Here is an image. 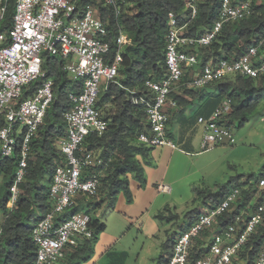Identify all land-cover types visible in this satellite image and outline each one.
Masks as SVG:
<instances>
[{"label":"built area","instance_id":"built-area-1","mask_svg":"<svg viewBox=\"0 0 264 264\" xmlns=\"http://www.w3.org/2000/svg\"><path fill=\"white\" fill-rule=\"evenodd\" d=\"M78 1L15 0L11 28L0 31V161L18 153L9 186V211L17 203L19 183L24 179L30 155V142L55 99L53 81L43 69V55L63 59L62 69L70 80L81 83L79 91L66 93L71 103L63 113L66 134L55 141L63 161L55 166L51 175V206L32 228L31 238L35 245L32 264H55L64 257L67 248L92 236L90 215L72 209L77 205V198L97 193L101 169L110 161L101 151L84 149L83 142L88 135L100 136L107 128V121L96 103L102 91L117 83L123 50L130 38L119 26L111 39L107 21L98 16L100 2L118 15L119 0H88L83 6ZM8 3L9 0H0V21L5 17ZM184 4L189 11L188 19L192 20L197 14V0H184ZM250 13V0H221L218 18L200 36L188 35L185 30L188 21L182 22L173 11L168 13L163 78L146 79L143 92L129 90L132 103L144 107L149 125L148 132L138 135L139 143L147 147H175L167 136L169 114L166 107L176 106L171 93L180 84L185 71L198 65L192 49L209 45L225 23L245 18ZM112 41L116 48L110 56ZM262 42L249 47L238 59L207 62L191 74L186 84L199 89L229 75L257 78L264 73V60L257 54ZM27 91L30 94L23 97ZM230 110L231 99L225 97L209 116L198 117L202 125V152L220 144L235 143L231 126L225 121ZM257 186L264 188V178ZM160 189L167 187L163 185ZM240 194L239 188L232 189L217 206L202 208L193 224L179 229L166 264H232L261 222L264 194L258 195L259 201L253 210L246 205L225 228H214L208 238H203L202 234L212 229L224 212L237 207ZM196 238L205 241L203 257L191 261L190 249ZM255 264H264V249Z\"/></svg>","mask_w":264,"mask_h":264},{"label":"trees","instance_id":"trees-1","mask_svg":"<svg viewBox=\"0 0 264 264\" xmlns=\"http://www.w3.org/2000/svg\"><path fill=\"white\" fill-rule=\"evenodd\" d=\"M250 1L251 13L247 17L225 23L209 45L192 49L198 59V65L195 69L186 70L181 82L189 80L193 72L199 71V67L209 61L238 59L249 47L257 45L260 41L263 42L257 54L259 56L263 53L264 0ZM86 2L88 0H79L78 4L83 6ZM220 2L221 0H197V14L192 20L188 19L189 11L184 0H119L118 15L111 7L103 6L102 2L98 4V16L101 20L107 21L110 38L113 39L118 27L121 26L128 34L130 43L123 50L117 83L111 84L106 91H102L96 103L100 110L103 104L110 105L103 115L107 121V128L102 135L90 134L83 142L84 149L101 150L106 158H110V161L101 169L97 193L92 197L77 198V205L72 209L77 211L79 205L85 206L84 212L90 215V227L93 234L89 238L80 239L76 246L67 248L64 257L55 264H78L92 253L97 234L104 229V223L96 217V213L105 200H112L120 192L127 197L128 201L132 199L128 174L142 176L143 170L135 159V155L144 153L146 147L137 141V137L141 132H148L149 125L144 107L132 103L129 90L136 89L143 92L146 79L163 78L168 13L173 11L182 22L188 21L185 29L188 35L200 36L218 18ZM14 9L15 0H9L5 17L0 21V31H8L11 28ZM115 48L116 45L112 41L110 56ZM62 65L63 59L49 54L43 55V69L47 77L53 81L55 99L50 103L42 124L30 142V155L24 179L19 183L20 192L16 206L10 211L7 208L9 186L17 165L18 153L15 152L12 157L0 161V173L6 178V190L0 197V211L4 218V221L0 222V264H32L35 259V245L31 238L32 228L51 206L49 199L51 175L55 166L63 161L55 141L66 134L63 113L71 105L66 93L68 90L79 91L81 87L80 81L70 80L62 69ZM33 86L34 84L30 86V89ZM206 86L216 88L218 96H222L221 101L225 97L231 99V110L225 116L227 125H243L262 99L264 73L257 78L238 74L229 75ZM182 88L191 95V98L195 97L193 91L195 88L185 86ZM29 92H24L23 97L30 94ZM170 96L179 106L185 107L190 103L175 91ZM261 178H264V174L257 178L256 184ZM234 188H239L241 193L237 200V207L219 216L214 227L202 234L203 238H208L214 228H225L240 210H245L246 205L253 210L255 203L259 201L255 196L258 189L254 183H250L249 179L242 183L235 182V185L230 188L221 187L217 192L200 187L193 189L195 194L193 202L201 201L202 204L211 208L217 206ZM261 193L264 194V188ZM253 197H256V200L252 204ZM200 212L201 210L197 207L184 216L189 218V224H193ZM170 217L179 219L176 214H171ZM175 236L176 233L173 234V242ZM204 244L205 241L199 238L193 240L190 249L191 261L203 257ZM263 249L264 213L255 232L238 253L237 259L245 261V264H255L257 256ZM235 260L232 264H236Z\"/></svg>","mask_w":264,"mask_h":264},{"label":"crops","instance_id":"crops-1","mask_svg":"<svg viewBox=\"0 0 264 264\" xmlns=\"http://www.w3.org/2000/svg\"><path fill=\"white\" fill-rule=\"evenodd\" d=\"M187 81L180 82L175 92L190 101L188 106L182 107L176 102L175 107L169 105L166 107L169 114L167 129L169 130L173 119L178 125L183 124L182 131L176 134L175 139L167 131L168 138L175 141V147L144 145L145 152L135 155L143 173L141 177L128 174L131 201L120 192L112 200L108 199L102 203L96 217L104 223V229L97 234L92 253L87 260L78 264H115L112 262V257L127 255L130 247L137 243L139 237L145 240L143 248L149 244L150 256L160 252L158 264H165V260L172 252V238L175 233L174 231L169 234V229L182 218L189 221L184 215L197 207L201 210L202 205H205L198 201L195 206L193 189L200 187L213 191L210 187H216L215 192L218 191V184L211 186L210 176L204 170V161L199 158L204 154L200 149L202 126L196 125L195 129L197 134L200 131L199 137L197 136L198 143L189 141L184 129L188 131V123L194 121V116L189 118L188 111L191 107L196 111L197 119L200 116L207 117L220 103L222 96H218L216 88L206 86L202 89H193L195 97L191 98L190 94L182 90L184 86L191 88L186 84ZM263 174L264 171L260 175ZM255 181L250 183H254L259 195L262 189ZM163 185L167 187L166 190L160 189ZM108 206L109 212L103 221L102 214ZM79 208L83 210L82 212L85 211L80 205ZM171 214L178 215L179 219L171 218ZM161 248H166L168 251L164 252ZM140 259V255L135 257L137 264L140 263Z\"/></svg>","mask_w":264,"mask_h":264},{"label":"rangeland","instance_id":"rangeland-1","mask_svg":"<svg viewBox=\"0 0 264 264\" xmlns=\"http://www.w3.org/2000/svg\"><path fill=\"white\" fill-rule=\"evenodd\" d=\"M259 57L264 58V51L261 55H259ZM102 93L103 92H101V94ZM261 93L263 95L262 99L260 100L259 105L252 113V115L249 116L248 120L244 122L243 125L234 124L231 126L235 143L232 145H217L212 150L204 151V154L199 157L204 161V170L206 174L210 176L209 178L211 186L218 184L217 189L223 186L229 188L233 184H235V182L242 183L246 179L254 182L264 171V89L261 91ZM100 108L104 115L110 108V105L103 104L102 106H100ZM188 113H190L189 118L194 116V121L188 123V131L185 128L184 132L185 135L189 137V141L198 143L197 136L199 137L200 131H198L197 134V131H195V129L196 125H202L197 122V116L195 117L196 111L193 109V107H191ZM176 124L177 123L173 119L169 125V130L167 129L168 133H170L174 139L176 134L182 131L183 126V124L180 123L179 125L177 124L178 127L176 128ZM188 132L190 133V136ZM5 183L6 178H4L3 174L0 173V197L3 196L6 190ZM210 188H213V191L215 192L216 187ZM255 196L258 197V193ZM256 197L252 199V204L255 202ZM189 206L191 209V204ZM205 206L206 205H202V208H204ZM82 208H85V206L83 205ZM82 211L83 210L80 208L77 209V212ZM108 212L109 206L105 208V211H103V221H105V216H107ZM1 213L2 212L0 211V214ZM2 219L3 215L1 214L0 222L2 221ZM188 224V220L183 218L180 219L178 223L174 224L169 229V234L175 231L177 235V233L181 229H185ZM144 243L145 240L142 237H139L137 243L130 247V251H128L127 255H125L124 257H112V262H115V264H137L135 257L140 255L141 259L139 264H158L161 253L158 252L157 255L150 256L149 244L145 245V247L143 248ZM161 250H163L164 252L168 251V249L166 248H161ZM86 260L87 258L82 260L81 262ZM234 263L245 264L246 262L238 258L234 261Z\"/></svg>","mask_w":264,"mask_h":264}]
</instances>
